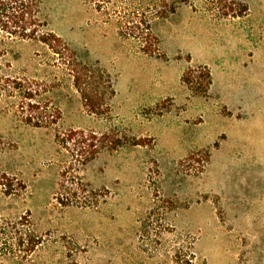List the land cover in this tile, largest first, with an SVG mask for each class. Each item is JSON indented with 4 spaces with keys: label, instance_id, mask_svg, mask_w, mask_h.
Here are the masks:
<instances>
[{
    "label": "rangeland",
    "instance_id": "obj_1",
    "mask_svg": "<svg viewBox=\"0 0 264 264\" xmlns=\"http://www.w3.org/2000/svg\"><path fill=\"white\" fill-rule=\"evenodd\" d=\"M234 1L243 17L180 8L154 56L84 0L45 1L75 64L0 43L61 111L34 127L0 98V219L41 242L25 264H264V0ZM205 67L203 94L183 76ZM70 131L86 142H55Z\"/></svg>",
    "mask_w": 264,
    "mask_h": 264
},
{
    "label": "trees",
    "instance_id": "obj_2",
    "mask_svg": "<svg viewBox=\"0 0 264 264\" xmlns=\"http://www.w3.org/2000/svg\"><path fill=\"white\" fill-rule=\"evenodd\" d=\"M46 0H0V43L9 41H32L47 47L56 56L68 55L69 64H75V53L51 27L50 15L46 12ZM96 12L115 24L118 37L132 44L139 53L154 56L160 49L156 33L162 23L177 14L183 6L195 12L201 9L215 13L220 18H240L247 7L234 0H84ZM5 53L0 47V98H14L22 121L34 127H52L61 120V111L47 99L41 84L36 80H25L3 73ZM75 79H77L75 77ZM183 82L193 91L206 94L212 84V75L205 67L202 75L195 77L189 69ZM91 138H96L91 135ZM83 131L56 132L55 142L68 149L73 143L80 147L86 142ZM137 145L139 143H136ZM93 146L90 143L89 147ZM24 224L19 221L0 219V242L3 245L0 256L13 264H25L36 252L41 242L32 230L18 231L12 225ZM18 234V235H17Z\"/></svg>",
    "mask_w": 264,
    "mask_h": 264
}]
</instances>
